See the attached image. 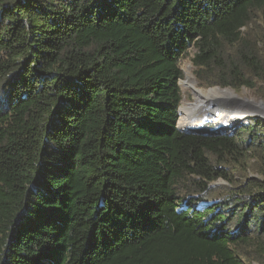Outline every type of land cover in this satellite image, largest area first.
Here are the masks:
<instances>
[{
    "label": "trees",
    "instance_id": "16d2710c",
    "mask_svg": "<svg viewBox=\"0 0 264 264\" xmlns=\"http://www.w3.org/2000/svg\"><path fill=\"white\" fill-rule=\"evenodd\" d=\"M257 20L264 0H0V264H264V185L198 193L264 117L178 123L191 48L201 87L264 96Z\"/></svg>",
    "mask_w": 264,
    "mask_h": 264
},
{
    "label": "rangeland",
    "instance_id": "374dc122",
    "mask_svg": "<svg viewBox=\"0 0 264 264\" xmlns=\"http://www.w3.org/2000/svg\"><path fill=\"white\" fill-rule=\"evenodd\" d=\"M245 31L249 32L253 36L264 32V21L257 20L256 23H252L248 29H245ZM195 52L196 50L194 48L189 49V52L183 57V59L180 62V66L184 72V76L180 81L182 95H183L182 105L184 104L185 100H187L190 103H193L196 101L191 92V89L184 90L182 86V80L186 78L185 71L187 67H191L192 73L195 76V79H197V75H196L197 68L194 66V63H193V57L195 55ZM257 84L258 85L253 89L246 87V86H243L238 90L231 86H227V87L218 86V87L224 88V89L231 88L240 96H246L249 98H253L255 100H261V99L264 100V96L262 95L263 91L261 88V86L263 85L261 82H257ZM202 87L203 88L206 87V89H209L214 86L207 87L205 85H202ZM180 112H179V119L181 117ZM224 113L225 111H221L220 114L223 115ZM193 114H196V113H193ZM228 115H232L231 112L227 113V115L225 116H228ZM262 116L264 117V115ZM233 117H237V116L233 115ZM226 121L227 120H225V123H223L222 125L224 126L230 125L231 127L232 124ZM247 123H248V120H245L244 122L241 123V125H247ZM210 125H213V124H208L206 126H210ZM235 125H238V126H236L235 128ZM235 125L232 126V128L226 132L228 133L231 132L234 127L235 134H237L239 128H241L242 126H240L238 123H236ZM179 128L181 129V127ZM245 137L247 136L245 135ZM241 146L244 147L242 143H241ZM255 149L249 150L247 153L243 155H237V154L228 155V153L226 152V153H223L220 157L210 156V164L213 168H215L216 172L219 173V175H216V177L213 179L204 177L203 180H205L206 182V191L198 192L197 190V192L201 193L202 196L209 199L210 201H213V200H222L226 198H231V199L239 198L240 199L241 197L240 195L242 194H248L250 192L257 191L260 186L264 185V149L262 151H257ZM194 178H196L197 180L200 179V177H194ZM198 193L196 195H198ZM242 252L244 254L247 253L249 255L248 256L249 260L247 259L246 256H244V259L246 260L248 264H261L257 260H254L256 253H257L255 249L253 251L252 249H245Z\"/></svg>",
    "mask_w": 264,
    "mask_h": 264
},
{
    "label": "water",
    "instance_id": "95a60500",
    "mask_svg": "<svg viewBox=\"0 0 264 264\" xmlns=\"http://www.w3.org/2000/svg\"><path fill=\"white\" fill-rule=\"evenodd\" d=\"M197 111L198 113L204 112L209 114V118L211 119H215L216 114L221 113V111H225L227 113L231 112V114H236L235 111H238V116L234 118V123H232V126H234L236 123L239 124L240 121L246 118L264 115V100H255L246 96H240L237 93L217 95L204 99V101L198 105ZM236 126L238 125H235V128ZM223 129H225V131ZM227 130L229 131V129L223 127L222 124H213L204 128L192 127L189 130L182 129V131L188 134L193 133L209 136L228 134L226 132ZM234 130L235 129L233 127V133L235 132Z\"/></svg>",
    "mask_w": 264,
    "mask_h": 264
},
{
    "label": "bare ground",
    "instance_id": "6f19581e",
    "mask_svg": "<svg viewBox=\"0 0 264 264\" xmlns=\"http://www.w3.org/2000/svg\"><path fill=\"white\" fill-rule=\"evenodd\" d=\"M185 73H186V78L182 80V86L184 90L191 89V92L196 101L193 103H190L187 100H185L184 104L181 105L180 107L181 117L178 122L179 125L186 129H190L192 127L198 128L202 125L206 126L212 122L211 120H213V123L218 124V125L225 123V120H227L226 122H229L230 124L234 123L233 121L235 117H233V115L238 116V113H239L238 111H235L236 114H232L228 116H225L227 115L226 112L224 113L225 115L218 113V115L216 114L215 119H211L209 118L210 115L207 113H204V112L198 113L197 107L206 98H211L212 96H217V95L236 94V92L231 88L224 89L218 86H214L209 89L203 88L199 85L197 79H195V76L192 73L191 67H187ZM193 113H196V114H193Z\"/></svg>",
    "mask_w": 264,
    "mask_h": 264
},
{
    "label": "clouds",
    "instance_id": "9594fccd",
    "mask_svg": "<svg viewBox=\"0 0 264 264\" xmlns=\"http://www.w3.org/2000/svg\"><path fill=\"white\" fill-rule=\"evenodd\" d=\"M258 117H262V116H258ZM253 118H257V117H253ZM248 119H251V118H246V119H244V120H242V122H244L245 120H248ZM212 122H213V120H211ZM241 121L239 122V125H241V123H242ZM210 124H215V123H210ZM178 127H179V125H178ZM180 129V128H179ZM181 130V129H180ZM228 131V130H227ZM233 131V130H232ZM227 132L228 134H233V132ZM235 131V130H234Z\"/></svg>",
    "mask_w": 264,
    "mask_h": 264
}]
</instances>
